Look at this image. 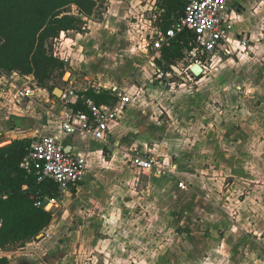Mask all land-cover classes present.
I'll return each instance as SVG.
<instances>
[{"label": "crops", "instance_id": "0c3cea01", "mask_svg": "<svg viewBox=\"0 0 264 264\" xmlns=\"http://www.w3.org/2000/svg\"><path fill=\"white\" fill-rule=\"evenodd\" d=\"M162 11L150 40H121V14L111 22L109 9L99 7L85 17L86 32L71 30L57 39L55 54L70 71L66 82L77 92L117 87L134 94V101L110 125L106 141L67 135L61 125L47 132L58 135L69 151L86 154L89 174L65 193L64 215H54L39 240L9 251L0 247V258L7 257L9 264H264V216L248 210L258 199L248 197L246 211L233 219L230 210L223 213L220 204L205 196L216 184L217 169L243 182L253 175L264 178V0H229L227 18L234 28L202 73L190 72V83L182 82L176 90L156 77L162 67L160 49L153 45L157 29L163 30ZM240 38L250 40L253 54L237 53ZM227 51L234 54L221 58ZM211 62L220 66L209 72ZM176 64L181 69L189 62L184 58ZM32 80V74H3L4 97L17 101L9 83L38 86ZM243 83L250 84L239 85ZM237 85L245 95L241 105H227L236 103L230 89ZM38 87V97L21 100L22 105L59 106L63 115L60 96ZM215 100L227 104L211 109ZM233 107L236 114H228ZM136 151L171 160L178 175L160 177L134 168L130 157ZM249 161L252 172L246 168ZM136 171L150 177L148 184L136 187ZM88 207L94 215H86Z\"/></svg>", "mask_w": 264, "mask_h": 264}, {"label": "trees", "instance_id": "16d2710c", "mask_svg": "<svg viewBox=\"0 0 264 264\" xmlns=\"http://www.w3.org/2000/svg\"><path fill=\"white\" fill-rule=\"evenodd\" d=\"M102 0H0V76L17 72L32 74L45 86L55 68L64 70L63 60L55 55L56 40L63 32H86L85 17L91 16ZM187 0H162L159 17L163 30H168L183 16ZM75 5L80 14L68 12ZM195 33L183 29L170 37L160 49L159 65L170 69L194 46ZM75 111H88V102L113 104L116 97L108 90L97 92L92 87L77 92ZM33 138H18L0 147V247L9 251L24 244L46 229L54 214L46 210L49 199H59L60 191L52 180L38 181L37 176L21 164ZM41 202L42 205L37 203ZM0 264H9L7 257Z\"/></svg>", "mask_w": 264, "mask_h": 264}, {"label": "built area", "instance_id": "2783aa9c", "mask_svg": "<svg viewBox=\"0 0 264 264\" xmlns=\"http://www.w3.org/2000/svg\"><path fill=\"white\" fill-rule=\"evenodd\" d=\"M228 9L229 0H223V3H219L218 0H187L183 16L172 27L166 31L157 29L153 46L161 49L167 39L176 36L183 29L193 30L195 33L194 46L186 52L185 56L189 65L181 69L177 64H172L167 70L159 68L156 71V77L167 85H171L175 77L189 80L190 68L194 63L207 67L211 56L217 52L219 44L226 40L234 28V23L227 18ZM198 29H203V31H198ZM238 43V51L241 52L247 51L251 44L246 38H240ZM233 54V51H227L220 53V57ZM94 89L97 92L110 91L116 97L114 103L98 104L89 100L88 111H75L73 103L78 98L77 90L71 84L63 86L59 100L66 112L61 117V129L67 135L81 133L86 138L106 141L110 125L124 115L134 101V94L117 87L99 86ZM15 90L17 101H21L27 98H37L40 88L36 84H28L16 87ZM239 91L242 92L241 87ZM130 158L134 168L152 172L160 177H172L178 170V166L171 160L167 161L151 152L136 151ZM21 166L34 173L38 181H54L61 194L78 187L89 174L88 156L69 151L60 137L51 133L33 138ZM179 187L184 189L186 185L180 182ZM0 198H7V193L1 189ZM46 200L50 203L56 202V199L46 198ZM37 204L42 205L41 202Z\"/></svg>", "mask_w": 264, "mask_h": 264}, {"label": "rangeland", "instance_id": "374dc122", "mask_svg": "<svg viewBox=\"0 0 264 264\" xmlns=\"http://www.w3.org/2000/svg\"><path fill=\"white\" fill-rule=\"evenodd\" d=\"M105 3H107V5ZM161 4L162 0H102L100 2L99 8H105L106 10L109 9V19H111V22L113 21V19L114 21H116L117 18H114L116 14H121V16L119 14L120 18H118L121 25V40L125 41L136 37L137 39L144 41L145 39L150 40L151 32L154 30V24H158L159 22V20H157V16L160 15L158 14V12L160 11ZM67 11L75 13L77 15L80 14L78 8L75 5L68 8ZM102 11L96 14V18L100 19V17H102ZM248 50L243 52L238 51L237 53L249 56L253 54L254 46L250 44V48ZM211 64L213 63L211 62ZM216 66L219 67L220 64L215 63L212 66L209 65V72ZM224 70L225 68L223 69V71ZM69 77V70L65 69L62 71L58 68H55L49 75L45 86H40L36 79L32 80L31 82H35L38 84V86L46 88L50 93L53 92L56 95L60 96L61 92L58 91V88L62 89V86L67 85ZM182 82L190 83L186 80L181 79V77H175L171 85H167L166 83L165 84L167 85L166 87L176 90L180 87ZM245 84L248 86L250 83H243L239 85ZM0 85V129H3V136H0V147L10 143L11 140L15 137L17 138L20 136H30L31 138H34L38 135L47 132H53V130L60 128L58 126L61 125L62 114L61 108L59 106L40 105L39 102L33 103L34 105H22L23 101H12L10 98L4 97L6 91H8V88L5 89L2 83H0ZM19 86L11 82L9 83V91H12ZM237 87L238 85L236 87L234 86L233 89H230L231 93L227 91V94L230 93L234 95L233 101H236V103L234 102L235 104H230L229 102L228 104H219L220 102L217 101V99L215 100V103L211 102V109L212 107L215 108V105H241L239 104L241 101V97H244L245 95H242ZM224 88L225 85L223 84L221 86L222 91H224ZM207 105H209V103H207ZM20 107H22V109H20ZM228 114H236V108L233 107L232 109H230ZM0 132L2 131L0 130ZM238 150L239 149H237V151ZM228 151L230 153H233L232 148H230ZM241 154L242 153L240 152V155ZM249 162L250 168H246L250 172H252V161ZM178 170L177 172H179ZM217 170L218 175L215 176L216 184H213L212 190L209 188L207 194L205 195L206 197L210 198V200H212L214 203L216 202L220 204V206L218 205V207L223 210V213L225 210H230L233 219H236L242 212L246 211V203L249 202L248 197H251L252 199H258V205L254 207L252 206L251 208L250 206H248V210H250V213L252 215H260V217L264 216V205L259 200V198L264 200V178L259 180V177L255 178V175H253V180H245L246 182H243L240 176L231 177L228 174H224V172L220 171V169ZM177 175L178 174L176 173L174 177ZM133 177H135L136 180L132 181L134 183H137V188L141 185L146 184L147 181L150 180V177L148 178V175L146 173H139L138 171L133 174ZM180 182L181 181H179V183ZM64 199L65 194H61L60 198L57 199L55 203L52 204L50 202H47L45 205L46 210H49L48 208H50V211L53 212L56 218L62 217V215H64L65 213V210L67 209V207L64 205ZM88 208L89 209L86 211V215L88 213L94 215L95 211L93 209L91 210L90 207ZM260 219H262V217ZM95 232L99 233L98 229H96ZM44 233L45 229L37 235L33 236L29 240V242H32L34 240L36 241L37 239L39 240ZM24 246H26L25 243H19L14 248H22ZM139 257L140 256L138 255L136 256L138 261L141 260ZM206 263L207 262L205 261L204 264Z\"/></svg>", "mask_w": 264, "mask_h": 264}, {"label": "water", "instance_id": "95a60500", "mask_svg": "<svg viewBox=\"0 0 264 264\" xmlns=\"http://www.w3.org/2000/svg\"><path fill=\"white\" fill-rule=\"evenodd\" d=\"M203 71L202 66L200 65V63H194L192 65V67L190 68V72L194 75V76H199ZM59 92H62L61 88H58Z\"/></svg>", "mask_w": 264, "mask_h": 264}, {"label": "snow or ice", "instance_id": "6c2138e0", "mask_svg": "<svg viewBox=\"0 0 264 264\" xmlns=\"http://www.w3.org/2000/svg\"><path fill=\"white\" fill-rule=\"evenodd\" d=\"M219 3H223V0H218ZM198 31H203V29H198ZM169 35H171V33H169ZM61 36H63V34H61ZM68 43H71V41H68ZM237 47H239V45H237Z\"/></svg>", "mask_w": 264, "mask_h": 264}, {"label": "bare ground", "instance_id": "6f19581e", "mask_svg": "<svg viewBox=\"0 0 264 264\" xmlns=\"http://www.w3.org/2000/svg\"><path fill=\"white\" fill-rule=\"evenodd\" d=\"M53 204V203H52Z\"/></svg>", "mask_w": 264, "mask_h": 264}]
</instances>
